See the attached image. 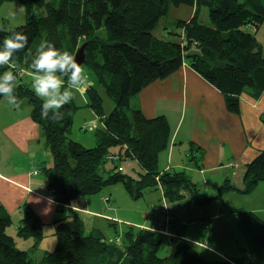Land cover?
I'll list each match as a JSON object with an SVG mask.
<instances>
[{"label": "trees", "instance_id": "1", "mask_svg": "<svg viewBox=\"0 0 264 264\" xmlns=\"http://www.w3.org/2000/svg\"><path fill=\"white\" fill-rule=\"evenodd\" d=\"M30 1L41 8L40 13L29 12L28 20L14 28L0 26V45L12 31L28 36L27 45L14 53L10 65L0 66V75L7 70L14 72V95L20 104H31L32 118L43 130L53 159L52 167H44L49 176V196L59 205H70L116 181H122L134 197L157 185L169 201L182 199L185 191L196 192V184L184 171L158 170L157 156L168 143L170 125L163 115L146 117L136 97L148 83L176 72L186 62L223 93L229 111H239V96L244 91L258 98L264 91V52L255 32L264 21V0ZM180 4L194 7L192 15L174 19L169 28L166 25V38L156 36L154 30L167 18L170 8ZM203 5L208 8L209 22L200 20ZM43 40L72 55L79 40L86 42L84 63L114 101L105 113L99 90L87 87L88 104L101 124L95 128L96 144L92 147H84L69 135L77 108L73 99L60 109V119H42L43 101L21 81L23 75L18 71L33 73L31 63ZM116 144L123 149L120 157L135 158L142 168L136 180L122 174L117 165L103 167L110 146ZM191 150L196 152L200 147L191 144ZM195 152L190 160L201 156L200 151ZM261 181L264 149L246 164L243 188H236L226 178L216 196L235 189L248 193ZM22 212L18 235L40 240L43 222L26 205ZM72 212L54 221L55 247L39 264H264V219L243 207L236 209V216L251 252L248 261L231 256L205 258L194 243L182 238L168 253L160 255L157 233L133 226L123 231V239L116 243L99 231L85 232L83 222ZM11 221L0 204V264H32L29 251L16 246L13 235L6 231Z\"/></svg>", "mask_w": 264, "mask_h": 264}, {"label": "crops", "instance_id": "2", "mask_svg": "<svg viewBox=\"0 0 264 264\" xmlns=\"http://www.w3.org/2000/svg\"><path fill=\"white\" fill-rule=\"evenodd\" d=\"M174 9L180 10L181 15L173 17L183 19H188L194 11V7L180 4L171 7L169 13ZM166 25L165 18L154 34L166 38ZM239 100V111H229L223 93L187 63L176 72L144 86L136 97L143 114L149 118L163 115L170 125L168 143L157 156L158 170L184 171L194 183V172L198 171L197 176L206 183L205 193L210 188L215 191L226 178L236 187L243 188L246 164L264 149V91L258 98L248 90L244 91ZM31 108L27 101L16 108L8 104L6 97H0V204L15 220L14 227L17 229L22 207L26 205L43 222V233L44 226H49L47 231L50 232L55 220L73 211L72 214H77L83 222L85 232L99 231L108 240L117 236L122 238L121 218L115 214L117 212L112 213L115 201L110 193L105 194L110 195L109 201L102 200L101 196L96 199L92 194L70 205H59L49 196V176L44 167L52 165L41 161L39 139L42 128L32 118ZM191 144L200 147L201 156L197 159L190 160L195 152L191 150ZM47 153L51 159L46 146L43 156ZM40 165H43V172ZM36 197L40 198L39 203L34 202ZM253 211L262 217L261 213ZM169 216V230L176 234L171 240L192 239L181 233L178 216L171 212ZM145 228L162 229L152 224ZM28 237H31L30 244L22 249L28 250L32 257L34 249L40 248L44 251L43 258L51 243H41L43 238L36 241L34 236Z\"/></svg>", "mask_w": 264, "mask_h": 264}, {"label": "rangeland", "instance_id": "3", "mask_svg": "<svg viewBox=\"0 0 264 264\" xmlns=\"http://www.w3.org/2000/svg\"><path fill=\"white\" fill-rule=\"evenodd\" d=\"M20 5H24L26 11L23 14L17 13L16 15H13L12 13L15 12ZM29 12L40 13L41 8L30 0H3L0 2V26L9 29L23 24L28 20ZM180 15L181 11L178 9H174L169 13L166 18L167 27L169 28L172 26V21L176 19L173 16ZM200 20L202 22H209L208 8L205 5L200 9ZM255 35L262 47V51L264 52V21L257 27ZM81 43L82 42L79 40L76 48ZM81 65L85 68L89 80L84 89L75 91L73 94V101L77 105V108L73 113L69 135L71 139L78 141L84 147H92L96 144L95 128L101 124L97 115L88 104L89 98L87 87L91 85L99 90L102 96V105L105 113H108L112 109L114 101L104 91L96 73L89 68L87 64L83 63ZM23 73L24 74L21 75H24V77L21 78V81L33 91V73L29 71H24ZM62 78L64 79L66 86L67 77ZM39 140V153L42 156L41 161H46L47 163L49 162V165H53V159L51 156V159L49 158L48 153L43 156V151L46 149V141L42 130ZM109 150L111 153L118 155L119 152L121 154L123 152V149H121L118 144L111 145ZM114 165H117L122 174L127 175L133 180L139 178L140 174L143 172L137 160L131 157L121 156L119 159H105L103 163L105 169H110ZM42 166L43 165H40V168L43 172ZM194 173L196 174L194 179L197 187L196 192H186L184 197L180 200L166 201L162 194L161 186L147 187L142 195L134 197L127 190L122 181H116L105 185L100 192L93 194V197L98 199L99 196L102 197L105 194L110 193L112 201H115L113 203L114 211L112 213L117 212L115 214H118L117 216L121 218L119 228H123L124 231L130 226H135V228H137L136 226H139L138 228H145L147 225L152 224V226L162 227V229H159L158 231L153 230L155 233L160 232L156 234L157 238L160 239L158 245V253L160 255L168 253L176 241V239L171 240V237H175L176 234L169 230L171 219L169 212H171L178 216L180 220L179 223L182 224L179 225L182 226L181 233H183L186 238H192L193 240H196V242H205L208 245L206 248L201 245H196L199 252L205 258L215 260L231 256L233 258L243 257L244 261H248L251 252L247 246L246 236L238 226L236 209L238 207H243L256 210L261 213L262 217H264V181L258 182L251 192L242 193L238 190H230L223 193L221 197H217L216 195L220 185L215 191L210 188L207 193H205L203 188L206 183L198 177V171H195ZM133 183L134 181H132V184ZM241 186H244V184ZM162 207H164V212L161 210ZM14 224L15 220H12L6 227V231L13 235L16 246L27 248L30 244L31 237L18 235ZM48 228L49 226H44L43 234H45V236L43 235L41 243L50 242L51 244L46 248L48 251H51L55 247L56 236L54 232H52V230L54 231V228L52 227L50 232L47 231ZM120 239H123V237ZM43 252L44 251H40V248L34 249L31 253L33 258L32 264H39ZM254 262L255 260L252 263Z\"/></svg>", "mask_w": 264, "mask_h": 264}, {"label": "clouds", "instance_id": "4", "mask_svg": "<svg viewBox=\"0 0 264 264\" xmlns=\"http://www.w3.org/2000/svg\"><path fill=\"white\" fill-rule=\"evenodd\" d=\"M24 5H20L13 15L23 14ZM28 36L22 32L12 31L0 45V66L10 65L14 53L25 48ZM12 67H15L12 65ZM32 89L35 95L43 101L41 118L58 120L62 113L60 109L73 99L75 91L84 89L88 84V74L85 68L67 50L61 51L50 41L43 40L36 49V55L31 63ZM62 77H67V85ZM17 77L12 70L0 75V95L7 98V102L16 108L20 102L14 89ZM51 199V198H49ZM36 203L40 198L36 197ZM208 247L207 244L204 248Z\"/></svg>", "mask_w": 264, "mask_h": 264}, {"label": "water", "instance_id": "5", "mask_svg": "<svg viewBox=\"0 0 264 264\" xmlns=\"http://www.w3.org/2000/svg\"><path fill=\"white\" fill-rule=\"evenodd\" d=\"M85 46L86 42H82L77 48L74 53V56L76 60L80 63L83 64L86 60V53H85ZM197 51V49H190L189 52H194Z\"/></svg>", "mask_w": 264, "mask_h": 264}, {"label": "built area", "instance_id": "6", "mask_svg": "<svg viewBox=\"0 0 264 264\" xmlns=\"http://www.w3.org/2000/svg\"><path fill=\"white\" fill-rule=\"evenodd\" d=\"M23 72H24L23 70H19V71H18V74L21 75ZM84 126H86V125H84ZM106 158H107V159H112V160H113V159H119L120 156H119L118 154H115V153H108V154L106 155ZM34 172H36V170H34ZM101 198H102L104 201H109V200H110V196H109V195H104V196H102ZM115 241H116V243H120V240H119L118 237L115 239Z\"/></svg>", "mask_w": 264, "mask_h": 264}, {"label": "bare ground", "instance_id": "7", "mask_svg": "<svg viewBox=\"0 0 264 264\" xmlns=\"http://www.w3.org/2000/svg\"><path fill=\"white\" fill-rule=\"evenodd\" d=\"M231 182V181H230ZM232 183V182H231ZM233 184V183H232ZM234 185V184H233ZM235 186V185H234ZM236 187V186H235ZM236 188H239V187H236ZM240 189V188H239ZM236 190V189H235ZM239 191V190H238ZM118 237V236H117ZM117 237H115V239L117 238ZM119 238V240L121 241V239H120V237H118ZM114 239V240H115ZM113 240V239H112ZM190 242H192V243H194L195 245H201V246H204L205 245V242H196V241H192V240H189Z\"/></svg>", "mask_w": 264, "mask_h": 264}]
</instances>
